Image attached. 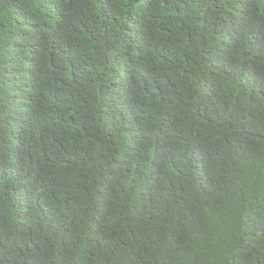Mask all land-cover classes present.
<instances>
[{
	"label": "trees",
	"instance_id": "obj_1",
	"mask_svg": "<svg viewBox=\"0 0 264 264\" xmlns=\"http://www.w3.org/2000/svg\"><path fill=\"white\" fill-rule=\"evenodd\" d=\"M0 264H264V0H0Z\"/></svg>",
	"mask_w": 264,
	"mask_h": 264
}]
</instances>
